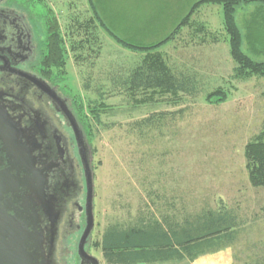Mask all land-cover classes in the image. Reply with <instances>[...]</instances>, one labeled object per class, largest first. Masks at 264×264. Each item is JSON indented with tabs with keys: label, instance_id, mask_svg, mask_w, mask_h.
I'll use <instances>...</instances> for the list:
<instances>
[{
	"label": "rangeland",
	"instance_id": "1",
	"mask_svg": "<svg viewBox=\"0 0 264 264\" xmlns=\"http://www.w3.org/2000/svg\"><path fill=\"white\" fill-rule=\"evenodd\" d=\"M91 1L115 36L133 46H147L168 37L198 0ZM14 9L26 17L42 54L51 19L63 39V68H51L52 74L46 75L73 102L88 135L95 175L91 254L99 264H106L99 247L105 228L147 214L145 190L150 188L162 194L159 196L164 193L165 201L175 209L194 212L205 206L236 208L252 228L239 237L230 253H237L242 263L249 255L264 254V188L249 184L244 159L245 145L264 122V78H234L235 64L227 43L201 44L199 35L189 27L194 22L206 25L209 31L220 30V7L202 6L191 16L190 24L159 49L178 70L197 75L202 93L197 99H176L150 90L111 97L106 89L100 96L103 106L98 126L89 107L91 101L99 99L98 93L83 89V75L91 78V88L97 83L104 85L113 75L123 74L136 64L144 53L131 51L109 36L93 18L89 0H22ZM251 10H237L241 31ZM90 19L93 24L76 34L77 24ZM219 34L224 36L223 32ZM81 38L93 42L92 51L85 47L70 49V43ZM220 89L225 93L224 102L209 103L207 96ZM186 107L189 109L182 116L145 138L131 133L126 125L151 113Z\"/></svg>",
	"mask_w": 264,
	"mask_h": 264
},
{
	"label": "trees",
	"instance_id": "2",
	"mask_svg": "<svg viewBox=\"0 0 264 264\" xmlns=\"http://www.w3.org/2000/svg\"><path fill=\"white\" fill-rule=\"evenodd\" d=\"M89 5L93 18L109 36L131 51L144 53L142 59L123 71V74H117L116 77L113 75L108 84L97 83L91 88V78L87 74L83 75V89H94L95 94L98 93L99 99L89 103L90 113L97 126L101 124L99 110L103 106V97L100 96L106 89L112 93L111 97L139 90L159 91L176 99L191 100L202 94L197 75L188 70H178V66L167 61L159 49L178 35L181 28L189 25L191 16L205 5L220 7L221 29L209 31L206 25L192 22L189 27L193 28L194 34L199 35V43H227L231 60L235 64L234 78H264V59L260 60L261 57L264 58V0H198L168 37L147 46H133L119 39L106 28L91 0ZM242 7H251L252 10L249 11L247 25L241 31L237 10ZM91 23L93 24L92 19L78 23L76 34L86 31ZM56 29L57 26L51 19L47 23L44 53L41 57V67L44 74L48 75L52 74L51 68L62 70L64 65L65 47L61 34ZM220 32H223L224 36L219 34ZM92 44L90 40L81 38L78 42H71L70 49L75 51L85 47L86 50L92 51ZM221 90L210 93L207 96L208 102H224L225 93ZM217 94L222 97H214ZM81 109L80 105V112ZM188 109L189 107L173 112L151 113L126 125L131 133L136 132L145 138L148 134L161 130V126L167 122H174ZM244 159L249 184L255 189L264 188V122L259 132L245 145ZM150 187H153V183H150ZM145 194L148 199L145 206L149 207L147 214H140L127 224L109 225L103 231L99 247L106 264H149L183 259L194 261L202 255L234 247L239 237L246 235L252 228L236 208L223 205L215 209L205 206L199 211L189 212L175 209L173 204L165 201L166 195L163 193V196H159L160 193L155 189L145 190ZM262 251L261 248L260 252ZM232 261V264H264V254L249 255L242 263L240 256L233 253Z\"/></svg>",
	"mask_w": 264,
	"mask_h": 264
},
{
	"label": "flooded vegetation",
	"instance_id": "3",
	"mask_svg": "<svg viewBox=\"0 0 264 264\" xmlns=\"http://www.w3.org/2000/svg\"><path fill=\"white\" fill-rule=\"evenodd\" d=\"M21 2L0 0V16L19 18L31 35V54L25 58L20 53L10 56L0 45V240L13 238L24 264H93L87 259L94 257L95 200L88 135L73 102L44 74L31 27L14 9ZM66 112L87 143L84 156L78 153ZM89 170L93 229L83 239Z\"/></svg>",
	"mask_w": 264,
	"mask_h": 264
},
{
	"label": "water",
	"instance_id": "4",
	"mask_svg": "<svg viewBox=\"0 0 264 264\" xmlns=\"http://www.w3.org/2000/svg\"><path fill=\"white\" fill-rule=\"evenodd\" d=\"M0 20L4 22L3 27L0 25V45L2 49L14 56L16 53L22 54L23 58L31 54V35L25 26L24 22L19 18L14 19L10 16H0ZM66 112V116L71 124V128L74 131V135L77 142L78 153L84 156L88 152V146L85 142L81 130L76 120ZM86 186H87V226L84 232L83 239L89 236L93 229V213H92V192L93 184L91 177V170L85 171ZM3 226V224L1 225ZM15 240L10 239L8 236L0 240V264H24V259L20 257L19 253L15 250ZM93 264H99L94 257H88ZM86 260V259H84Z\"/></svg>",
	"mask_w": 264,
	"mask_h": 264
},
{
	"label": "crops",
	"instance_id": "5",
	"mask_svg": "<svg viewBox=\"0 0 264 264\" xmlns=\"http://www.w3.org/2000/svg\"><path fill=\"white\" fill-rule=\"evenodd\" d=\"M232 253H230V248H223L216 252L202 255L195 259L194 261H189L187 259L183 260H173L156 262L149 264H232Z\"/></svg>",
	"mask_w": 264,
	"mask_h": 264
}]
</instances>
